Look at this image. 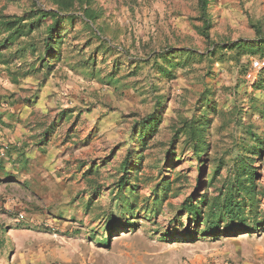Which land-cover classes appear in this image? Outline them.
Segmentation results:
<instances>
[{"label":"rangeland","instance_id":"1","mask_svg":"<svg viewBox=\"0 0 264 264\" xmlns=\"http://www.w3.org/2000/svg\"><path fill=\"white\" fill-rule=\"evenodd\" d=\"M79 2L95 19L75 2L55 47L42 22L19 39L26 50L18 40L0 48V264H264V46H229L264 35V0H208V37L198 0ZM35 4L56 7L0 0V15ZM200 122L207 149L197 159L184 128ZM249 131L262 140L247 157L261 223L199 233L182 206L227 190L236 161L255 150ZM125 159L137 212L126 218L115 208Z\"/></svg>","mask_w":264,"mask_h":264},{"label":"trees","instance_id":"2","mask_svg":"<svg viewBox=\"0 0 264 264\" xmlns=\"http://www.w3.org/2000/svg\"><path fill=\"white\" fill-rule=\"evenodd\" d=\"M53 2L56 3L55 8L43 9L35 4L34 8L31 9L28 14L0 15V35L5 34V36L0 37V48H7L18 40L17 44L19 46L16 50H26L29 46H21L20 44L22 40L19 41V39L28 35L33 30L39 29L42 22L45 23L44 30L46 35L51 38L47 47H55V45L60 42V38H58L60 36H54V31L58 29L62 22H65L66 20L71 21L76 17L74 14L69 12H73L77 9L75 8V2L78 3V7H80L83 11L84 17L92 21L95 19L93 11L89 9V7H82L79 0H53ZM207 4L208 0H198L200 16L203 19L202 34L206 37H208V28L210 25L207 17ZM81 19L85 24L88 22L85 18L81 17ZM98 31L99 33L94 31L95 36L99 40L103 41L100 36V30L98 29ZM230 43V47L254 53L259 49H263L264 35L260 36L259 41L257 40V44L255 45L252 42H243L241 40L232 41ZM4 57L3 52L0 51V62L5 63L7 61ZM13 73L15 72H12V74ZM166 73L168 74V70L166 71V69L163 68L160 70L159 75L164 77ZM13 75V80L18 81V74ZM260 81L261 80L257 82ZM256 84L258 85V83ZM150 118V122L142 120L139 124V130L135 136L140 143H143L145 135L149 130H151V125L156 124L157 119L154 116H150ZM204 130V122H200L196 125L186 124L184 128L188 139L193 141L191 146L193 147V151L196 154L197 159H199L207 149L203 135ZM249 134L253 140L252 147L255 150H248L246 157L240 158L236 161L235 173L232 180L228 182L229 185L227 186V190L221 191L217 196L209 199V201L204 205L200 206V204L205 201V195L202 194L201 197L195 201H193L192 198H188L186 203L182 206L184 211L188 214L187 218L189 221L191 220V222L195 223L200 222L199 225L203 226L199 230V233L213 235L218 231H250L259 227L261 221L257 220L259 214L256 212V192L254 190L253 169L247 157H249V155L259 154L262 140L260 136L253 131H249ZM134 138L135 137L131 139ZM128 161V159L123 160L121 170L124 171L126 175L123 176L119 183H117L118 192H120L125 198L123 201H119V198L121 199V197H118V202L115 206L117 213L124 218L128 217V215L131 216L133 211L134 213H137L135 207L136 192H134L133 189L134 183H130L126 187L127 182L130 180L127 176L129 173ZM215 172L216 171H214V173ZM213 175L214 174L212 173L210 181L212 180ZM133 179L137 181L138 177L133 176ZM166 190H168V183L166 182H162L158 188H154V194L156 196V199L153 201L154 205L160 203L165 196ZM156 208L157 207L154 206L153 210L151 209L153 213L156 212ZM152 211H148L147 213H152ZM128 223L131 224L132 222ZM113 224L114 222H111L110 227H113ZM220 228L222 229L220 230ZM186 233L190 235L191 231H186ZM163 235L168 236L170 233L169 231L163 232Z\"/></svg>","mask_w":264,"mask_h":264}]
</instances>
